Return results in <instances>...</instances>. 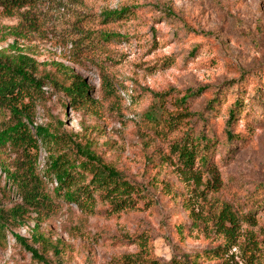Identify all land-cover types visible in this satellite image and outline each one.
<instances>
[{"label":"rangeland","instance_id":"rangeland-1","mask_svg":"<svg viewBox=\"0 0 264 264\" xmlns=\"http://www.w3.org/2000/svg\"><path fill=\"white\" fill-rule=\"evenodd\" d=\"M37 2L0 7V51L33 58L38 75L70 67L93 102L73 105L48 84L35 124L78 132L147 199L125 209L97 199L93 213L66 204L46 217L27 213L8 224L0 264H44L15 235L49 264H119L135 253L163 263L199 254L200 264H264V0ZM123 7L127 16L105 18ZM104 32L121 37L106 41ZM218 92L224 98L211 105ZM237 93L243 109L230 141ZM155 109L171 124H152ZM199 134L212 141L208 166L197 159L183 170L176 146ZM45 159L40 149V168ZM0 186L1 208L21 202L1 170Z\"/></svg>","mask_w":264,"mask_h":264},{"label":"trees","instance_id":"trees-1","mask_svg":"<svg viewBox=\"0 0 264 264\" xmlns=\"http://www.w3.org/2000/svg\"><path fill=\"white\" fill-rule=\"evenodd\" d=\"M37 1L0 0V7L13 12L25 7L34 8ZM130 11L123 7L106 13L105 18H123ZM118 37L121 34L115 32L102 34V39L106 41ZM37 71V63L33 58L0 51V170L10 191L21 201L10 209L0 207V244L6 239L8 224L23 223L27 213L46 217L65 204L93 213L97 199L107 202L113 209L132 208L141 199H147L146 191L139 189L115 166L105 162L88 143H83L78 132L64 130L62 122L35 124L33 112L44 97L43 87L48 84L58 87L73 105L80 101L93 102L90 87L70 67L58 63L57 73L45 70L38 75ZM190 95L184 96V100ZM217 95L211 100V105L220 104L224 98L221 92ZM262 96L259 94L257 97L262 99ZM254 101L253 98L247 104L248 108L254 106ZM242 109V96L237 93L228 109L226 137L230 141L235 137L233 123L239 119ZM149 119L156 125L171 124L156 109L150 112ZM172 123V126L177 125V121ZM211 146L212 141L203 134L178 144L175 153L183 170L194 169L197 159L199 165L206 168ZM40 149L46 154L42 168L39 167ZM49 182H55L56 186L50 188ZM1 188L6 189L5 186ZM231 216L236 223L237 217L232 213ZM15 238L32 252L33 257L49 264L46 257L22 237L15 235ZM200 260L199 254H185L163 263L153 255L135 253L122 256L119 264H200Z\"/></svg>","mask_w":264,"mask_h":264}]
</instances>
